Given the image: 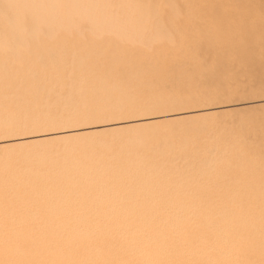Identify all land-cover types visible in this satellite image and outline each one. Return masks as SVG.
<instances>
[{
    "label": "rangeland",
    "instance_id": "obj_1",
    "mask_svg": "<svg viewBox=\"0 0 264 264\" xmlns=\"http://www.w3.org/2000/svg\"><path fill=\"white\" fill-rule=\"evenodd\" d=\"M24 3L0 0V35L12 47L0 51V264H264V227L254 228L249 237L242 229L250 210L264 206V0H163L160 18L168 31L161 40L148 34H157L154 28L140 31L139 42L132 33L131 41L128 33L119 34L128 40L108 32L98 39L86 19L80 28L54 26L50 30L58 28L56 35H48L50 24L37 16L44 22L37 29L40 22ZM147 34L149 44L143 41ZM30 36L36 37L33 43ZM13 38L19 43L13 44ZM52 62L59 67L54 70ZM90 70L95 77L85 87L74 81L77 71ZM86 95L93 98L91 105ZM5 105L12 110H3ZM223 193L234 199L222 201ZM174 206L185 209L178 228L163 229L174 216H150ZM262 206L258 211L264 213ZM7 211L10 215H4ZM215 224L239 227L240 239L209 235ZM117 228L152 239L129 244L119 239ZM62 234L78 239L89 234L94 247L84 251L75 242L56 248Z\"/></svg>",
    "mask_w": 264,
    "mask_h": 264
},
{
    "label": "bare ground",
    "instance_id": "obj_2",
    "mask_svg": "<svg viewBox=\"0 0 264 264\" xmlns=\"http://www.w3.org/2000/svg\"><path fill=\"white\" fill-rule=\"evenodd\" d=\"M20 1V0H19ZM162 1L163 0H26V4H27V6L28 7H30L32 10V16L33 17H36L37 18V16H39V17H44L45 19H46V21H45V23H49L50 25L48 26L47 24H44V27L46 28V25L48 26V29H45V31H47L48 32V35L50 34V33H54V31L56 30H54V31H51L50 30V28L51 29H53V28H55L56 26H59L58 28H60V26L64 29V27H66V29H67V31H68V29H69V31H70V29L72 28L73 29V27H77V28H80L81 26H79L78 27V25H79V23H82L83 21L82 20H84V19H86V21L87 20H89L90 21V25H89V27L91 28V31L93 32V36H97V38L98 39H100L99 37L103 34H107V32L110 34V35H116V34H118V36L120 37V36H122V37H124L125 36V34L126 33H128V34H126V36H129V35H132V34H134V35H136V36H133L132 35V38L133 37H135L134 39H136L135 41H138V37H140V36H142L143 35V33H141L140 31H142L143 32V30H148L149 31V29H156V30H154V31H156V33L157 34H153V33H150V32H152L153 30H151L150 32H148V34H152L154 37H156V38H158V40H161V39H163V36H164V31H166L167 29L165 28V25H164V23L162 22V18H160V15L162 14V12H161V7L162 6H160V5H164L163 3H162ZM164 1H166V3H167V0H164ZM4 2V1H3ZM16 2V1H15ZM22 2L24 3V1L22 0ZM24 3V5H26ZM172 3H173V1H172ZM12 4V3H11ZM15 5H16V3H15ZM23 5V4H22ZM166 5V4H165ZM21 7V6H20ZM24 6H22V8H23ZM29 8V9H30ZM2 9V8H1ZM20 9V8H19ZM24 9L25 8H23V11H24ZM28 8H26L25 10H27ZM6 10V9H5ZM4 10V12H6ZM7 10H8V8H7ZM20 10H22V9H20ZM28 11V10H27ZM27 11H26V15L27 16H29L28 14H27ZM37 11V14L38 13H40L39 15H35L36 12ZM3 12V13H4ZM20 11L18 10V13H19ZM2 13V14H3ZM28 13H29V11H28ZM16 14V13H15ZM19 14H21V12L19 13ZM31 14H30V16H31ZM21 15H23V16H25L24 14H21ZM2 16V15H1ZM3 16H5L6 17V15H4L3 14ZM3 16H2V18H3ZM9 16V15H8ZM12 15L10 14V17H11ZM9 17V18H10ZM32 17V18H33ZM30 19V17H28V19H30V20H33V21H35L34 19ZM42 18H39V19H41L42 20ZM5 19V18H4ZM19 19V18H18ZM22 19V18H21ZM24 19V18H23ZM27 19V18H26ZM38 18H37V20L36 21H38L39 20ZM38 21V22H40V25H41V23H42V21ZM44 20V19H43ZM25 21V20H24ZM80 21H82V22H80ZM7 23V20L5 21L4 20V23ZM8 22H9V20H8ZM32 22V21H31ZM52 22V23H51ZM88 22V21H87ZM12 23V22H11ZM22 23H23V21H22ZM33 23H36V22H33ZM44 23V22H43ZM43 23H42V25H43ZM1 24V23H0ZM8 24V23H7ZM15 24V23H14ZM89 24V23H88ZM8 25H10V23L8 24ZM7 25V26H8ZM20 25V24H19ZM23 25V24H22ZM33 25H35V24H33ZM37 25V24H36ZM42 25L41 26H36V28L37 29H42L41 27H42ZM81 25V24H80ZM11 26V25H10ZM55 26V27H54ZM23 27H24V25H23ZM27 27V26H26ZM31 27V26H30ZM30 27H28L29 29H30ZM33 27V26H32ZM31 27V28H32ZM35 27V26H34ZM33 27V28H34ZM5 28V27H4ZM14 28H20L19 26H14ZM57 28V30H59ZM76 28V29H77ZM90 28H88V27H86V29L85 30H87L88 29V31H89V29ZM28 29V30H29ZM75 29V28H74ZM135 30L134 31V33L133 32H131V30ZM166 29V30H165ZM4 30V29H3ZM14 30V29H13ZM31 30V32H33L32 34H34L35 33V30L34 31H32V29H30ZM29 30V31H30ZM39 30H36V31H38L39 33L41 32V31H39ZM51 32H50V31ZM56 30V31H57ZM77 30H80V29H77ZM84 30V31H85ZM16 31H17V29H16ZM72 31V30H71ZM83 31V30H82ZM136 31H139V32H136ZM146 31H144L145 33H146ZM168 31V30H167ZM166 31V32H167ZM2 32V31H1ZM10 32H12L13 34H14V31H10ZM37 32V33H38ZM106 32V33H105ZM136 32V33H135ZM12 33H11V35H12ZM16 33H18V31L16 32ZM28 33V32H27ZM36 33V34H37ZM43 34H44V32H42ZM57 33V32H56ZM80 34H83V32H79ZM95 33V34H94ZM123 33H125L124 34V36L123 35H119V34H123ZM132 33V34H131ZM137 33H138V35H137ZM140 33V34H139ZM31 34V35H32ZM55 34V33H54ZM108 34V35H109ZM147 34V40L145 39V40H143V41H145V44H146V42L149 44L150 43V41H151V39H150V41H149V38H148V36H150V35H148ZM170 34V33H169ZM2 35V36H1ZM0 35V37H2L3 38V42L2 41H0V51H1V53L3 52L4 53V51L6 52V48H7V46H9L7 49L8 50H10L11 51V45L9 44H7L8 43V41H6V43L4 42V39H6V35L5 34H1ZM18 35V34H17ZM16 35V36H17ZM20 35V34H19ZM22 35V34H21ZM23 35H24V33H23ZM26 35H28V37H29V35H30V33L29 34H26ZM56 35V34H55ZM145 36H146V34H144ZM151 35V36H152ZM38 36H39V34H38ZM83 36H84V34H83ZM117 36V35H116ZM152 36V37H153ZM12 37H14V35L12 36ZM18 37V36H17ZM19 37H21V36H19ZM27 37V38H28ZM32 37L33 36H30V38L31 39H29L28 41L29 42H31V43H33V40L36 38L35 36V38L32 40ZM137 37V38H136ZM144 37V36H143ZM151 37V38H152ZM152 38V40H155V38ZM101 38H102V36H101ZM126 38H128V37H126ZM125 37H124V39H126ZM132 38H130V36H129V38L128 39H130V40H128V39H126V40H128V41H131V40H133ZM142 38V37H141ZM161 38V39H160ZM1 39V38H0ZM14 39V38H13ZM12 39V40H13ZM18 39V38H17ZM170 39V38H169ZM2 40V39H1ZM11 40V39H10ZM11 40V41H12ZM140 41V43H142L143 41ZM16 42V38L13 40V42ZM19 41H20V39H18L17 40V42L19 43ZM23 41H26L25 39H23ZM36 41V40H35ZM37 41H38V38H37ZM134 41V42H135ZM13 43V44H16V43ZM22 42V41H21ZM20 42V43H21ZM139 42V41H138ZM23 43V42H22ZM22 43H21V45H22ZM123 43V42H122ZM128 43V42H127ZM140 43H138V44H140ZM144 43V42H143ZM147 44V45H148ZM20 44L18 45V46H21ZM143 45V44H142ZM15 46V45H14ZM170 46V45H169ZM6 47V48H5ZM22 47V46H21ZM24 47H26V46H24ZM23 47V48H24ZM10 48V49H9ZM18 48V47H17ZM17 48H15V49H13V51H16L17 50ZM29 48V45H28V47H27V49ZM19 49H20V47H19ZM83 49V48H82ZM4 50V51H3ZM149 50V49H148ZM10 51H9V53H10ZM17 52H18V50H17ZM16 52V53H17ZM12 55H13V57H14V54L13 53H11ZM11 55V56H12ZM20 55V54H19ZM37 55V54H36ZM17 55H15V57H16ZM28 56H30L29 54H28ZM26 57V56H25ZM31 57V56H30ZM53 57V56H52ZM18 58V57H17ZM27 58V57H26ZM41 58V57H40ZM40 58H39V61H40ZM49 59H50V61H52L51 59V57H49ZM13 60H15V59H13ZM18 60H20V58H18ZM42 60V59H41ZM54 60H56V62L58 63V61H57V59H54ZM44 61V60H43ZM15 62V61H14ZM13 62V65L16 63H14ZM19 61H17V63H18ZM45 62V61H44ZM4 63V62H3ZM9 63V62H8ZM39 63V62H38ZM40 65H42L41 63H39ZM44 64V63H43ZM54 63L52 62V65H53ZM13 65H12V67H13ZM46 65V64H45ZM42 66H44V65H42ZM5 67V66H4ZM57 67H59V65L58 66H56V67H54V65H53V68H54V70H55V68H57ZM29 68V67H28ZM46 68V67H45ZM4 69V68H3ZM5 75H6V71H7V67H5ZM15 70V69H14ZM27 70V69H26ZM57 70V69H56ZM43 71H44V69H43ZM66 73H67V70H66ZM25 74V73H24ZM95 73H93V70L91 71L90 70V72H88L87 74H85V72L84 73H82L81 71H77L76 72V78L74 79V81H79L80 83L79 84H81L82 86H86L87 85V83L89 82V79H91V78H94L95 77V75H94ZM7 75H8V73H7ZM69 75V74H68ZM7 77V76H6ZM6 77H5V79H6ZM67 77V76H66ZM86 77V78H85ZM8 78V77H7ZM34 78H36V77H34ZM4 79V78H3ZM2 79V80H3ZM15 79V78H14ZM19 79V78H18ZM29 79V78H28ZM38 79V78H37ZM36 79V80H37ZM68 79V78H67ZM8 79H6V81H7ZM16 80V79H15ZM21 80V79H20ZM35 80V79H34ZM70 80V79H69ZM14 81V80H13ZM30 81V80H29ZM71 81V80H70ZM21 83V82H20ZM38 83V82H37ZM47 84V83H46ZM32 85V84H31ZM1 86V85H0ZM19 85L17 84V86H16V88L18 87ZM45 86V85H44ZM3 87V86H2ZM15 88V87H14ZM49 88V87H48ZM18 89H20L19 87H18ZM6 90V89H5ZM25 90H26V88H25ZM33 91V90H32ZM88 91V90H87ZM67 92H69V91H67ZM70 94V93H69ZM66 95H68V94H66ZM14 95H11V97H13ZM9 97H10V95H9ZM68 97V96H67ZM86 99H87V104H89L91 101H93V98L92 97H89V96H87L86 95ZM1 98V97H0ZM61 98V97H60ZM62 99V98H61ZM63 100V99H62ZM70 101V100H69ZM26 102V101H25ZM36 102V101H35ZM1 103V102H0ZM67 103V102H66ZM16 104H19V103H16ZM22 104V103H21ZM26 104V103H25ZM28 104V103H27ZM1 106H2V104H0ZM42 105V104H41ZM44 105V104H43ZM71 105V104H70ZM89 105H91V104H89ZM96 105V104H95ZM21 106H23V105H21ZM14 107H15V105H14ZM3 108H5V109H3ZM16 108V107H15ZM0 109H1V107H0ZM2 109L3 110H5V111H10V110H12V107H9V106H7V105H5V106H3L2 107ZM8 109V110H7ZM30 110V109H29ZM0 113H1V111H0ZM11 113V112H10ZM10 113H9V115H10ZM22 113V112H21ZM4 115H5V113H4ZM52 115V114H51ZM67 115H68V113H67ZM69 116V115H68ZM57 117V116H56ZM75 117H76V115H75ZM40 119V118H39ZM54 119V117H52V120ZM36 120V119H35ZM34 120V121H35ZM43 120V119H42ZM65 120H66V118H65ZM23 121H24V119H23ZM22 121V122H23ZM32 121H33V119H32ZM27 122L29 123V121L27 120ZM46 122V121H45ZM52 122H54V121H52ZM51 122V123H52ZM56 122V121H55ZM35 123V122H34ZM39 123V122H38ZM40 124L41 125H43L42 124V122H41V120H40ZM39 124V125H40ZM37 125V124H36ZM45 125V124H44ZM28 135V134H27ZM212 135V134H211ZM214 140V139H213ZM213 146L215 147L216 146V144H213ZM213 147V148H214ZM217 147V146H216ZM215 147V148H216ZM212 148V149H213ZM214 148V149H215ZM211 149V152H210V150H209V152L210 153H213L214 151ZM222 150V149H221ZM216 151V150H215ZM207 152V151H206ZM71 154V153H70ZM72 155V154H71ZM75 155V154H74ZM78 155V154H77ZM210 155V157H212L213 158V156H214V153L212 154V156H211V154H209ZM216 155V154H215ZM219 155V154H218ZM83 156V155H82ZM89 156V155H88ZM70 155H69V159H70ZM75 157V156H74ZM81 157V156H80ZM209 156H208V158H210ZM72 158H73V156H72ZM83 158V157H82ZM81 158V159H82ZM182 158V157H181ZM65 159V158H64ZM66 159H67V157H66ZM85 159H87V158H85ZM207 159V158H206ZM76 160H77V162H78V157L76 158ZM174 160V159H173ZM208 161L207 162H209V161H215V160H213V159H207ZM85 161V160H84ZM184 161V160H183ZM183 161H181V162H183ZM197 161V160H196ZM73 162H75V160L73 161ZM72 162V163H73ZM168 162V161H167ZM170 162V161H169ZM168 162V163H169ZM200 163H202L201 161H199ZM207 162H204V164H206ZM71 163V162H70ZM70 163H69V165H70ZM101 163V162H100ZM171 163V162H170ZM212 163V162H211ZM210 163V164H211ZM82 164V163H81ZM188 164V163H187ZM196 164H198V163H196ZM209 164V165H210ZM64 165V164H63ZM83 165V164H82ZM199 165V164H198ZM212 165V164H211ZM75 166H76V163H75ZM74 166V168L76 169V167ZM115 166H116V164H115ZM200 166L201 167H203L202 166V164H200ZM206 166H207V164H206ZM83 167V166H82ZM97 167V166H96ZM184 167V166H183ZM204 167H205V165H204ZM78 168V167H77ZM102 168V167H101ZM114 168V167H113ZM62 169H63V167H62ZM74 169V170H75ZM73 170V169H72ZM76 170H78V169H76ZM75 170V171H76ZM81 170V169H80ZM92 170V169H91ZM94 170V169H93ZM56 171V170H55ZM60 171V170H59ZM64 171V170H63ZM66 171H68V169L66 170ZM66 171H64V172H66ZM87 171V170H86ZM132 171V170H131ZM83 172H85V171H83ZM83 172H81L82 174H83ZM88 172V171H87ZM92 172V171H91ZM127 172V171H126ZM133 172V171H132ZM63 173V172H62ZM71 174V173H70ZM85 174H86V172H85ZM118 174V173H117ZM55 175H57V174H55ZM62 175V174H61ZM67 175V174H66ZM73 175H74V171H73ZM79 175V174H78ZM113 175V174H112ZM129 175V174H128ZM23 176V175H22ZM58 176H59V174H58ZM84 176V175H83ZM86 176V175H85ZM93 176H94V174H93ZM132 176V175H131ZM134 176V175H133ZM54 177H56V176H54ZM60 177V176H59ZM59 177H58V179L57 180H59ZM74 177V176H73ZM87 177V176H86ZM86 177H85V179H86ZM137 177V176H136ZM6 178V177H5ZM9 178V177H8ZM24 178V177H23ZM26 178V177H25ZM41 178H43V176L41 177ZM41 178H38V180L39 179H41ZM45 178V177H44ZM43 178V179H44ZM79 177H77V179H78ZM103 178V177H102ZM16 179V178H15ZM31 179V178H30ZM74 179V178H73ZM111 179V178H110ZM114 179V178H113ZM121 179H122V176H121ZM121 179H120V181H121ZM13 180V179H12ZM16 180H19V182H20V180H21V178L19 177V179H16ZM27 180V179H26ZM61 180V179H60ZM82 180V179H81ZM93 180V179H92ZM108 180H109V178H108ZM127 180V179H126ZM41 181V183H42V179L40 180ZM77 181V180H76ZM87 181H88V179L85 181L86 183H85V185L87 184ZM112 181H114V180H112ZM8 182V181H7ZM23 182V181H22ZM35 182V181H34ZM66 182V181H65ZM67 182H68V179H67ZM98 182H99V180H98ZM106 182H107V180H106ZM40 183V184H41ZM51 183V182H50ZM81 183H83V182H81ZM127 183H128V181H127ZM0 184H2V182L0 183ZM4 184V183H3ZM25 184V183H24ZM46 184H49V183H46ZM46 184H45V187H46ZM67 184H70V183H67ZM80 184V183H79ZM89 184H91V182L89 183ZM93 184H95V183H93ZM113 184H114V182H113ZM120 184V183H119ZM13 185H14V183H13ZM26 185V184H25ZM24 185V186H25ZM32 185V184H31ZM33 185H36V182H35V184H33ZM39 185V184H38ZM42 185V184H41ZM65 185V184H64ZM71 185V184H70ZM82 185H84V184H82ZM84 185V186H85ZM92 185V184H91ZM117 185H118V183H117ZM1 186V185H0ZM21 186H23L22 184H21ZM53 186V185H52ZM57 186V185H56ZM72 186H74V185H72ZM93 186V185H92ZM107 186V185H106ZM113 186H116V184L115 185H113ZM12 187V186H11ZM31 187V186H30ZM29 187V188H30ZM35 187H37V186H35ZM43 187H44V185H43ZM44 187V188H45ZM58 187V186H57ZM57 187H55V188H57ZM59 187H60V185H59ZM83 187V186H82ZM96 187H97V185H96ZM116 187H118V186H116ZM123 187V186H122ZM128 187V186H127ZM1 188V187H0ZM3 188V187H2ZM1 188V189H2ZM15 188V187H14ZM24 188H26V187H24ZM28 188V189H29ZM43 188V189H44ZM48 188V187H47ZM51 188V187H50ZM49 188V189H50ZM68 188H69V186H68ZM71 188V187H70ZM79 188V187H78ZM105 188V187H104ZM22 189V188H21ZM27 189V188H26ZM38 189H39V187H38ZM61 189V188H60ZM65 189V188H64ZM72 189H74V188H72ZM80 189V188H79ZM123 189V188H122ZM12 190V189H11ZM20 190V189H19ZM40 190H42V188H40ZM39 190V191H40ZM51 190V189H50ZM82 190H83V188H82ZM85 190V189H84ZM95 190H96V188H95ZM124 190H125V192H126V189L124 188ZM123 190V191H124ZM131 190V189H130ZM7 191H8V189H7ZM9 191H10V189H9ZM8 191V192H9ZM15 191V190H14ZM23 191V190H22ZM29 191H30V189H29ZM28 191V192H29ZM58 191V190H57ZM60 191V190H59ZM70 191H72V190H70ZM69 191V192H70ZM77 191V190H76ZM75 191V192H76ZM80 191V190H79ZM90 191H93V190H91L90 189ZM11 192V191H10ZM15 192H18V191H15ZM48 192H49V190H48ZM47 192V193H48ZM74 191H72V193H73ZM81 192V191H80ZM79 192V193H80ZM85 192V191H84ZM96 192V191H95ZM4 193H6L5 191H4ZM3 193V194H4ZM22 193H24V192H22ZM26 193V195L28 194L27 192H25ZM24 193V194H25ZM34 193V192H33ZM37 193H38V191H37ZM41 193V192H40ZM43 194H44V192H42ZM41 193V194H42ZM60 193H62V191L60 192ZM65 193V192H64ZM71 193V192H70ZM88 191H87V194H86V192H85V194L86 195H88ZM91 193V192H90ZM122 193V192H121ZM131 193V192H130ZM13 194H15V193H13ZM12 194V195H13ZM18 194V193H17ZM46 194V193H45ZM49 194V193H48ZM77 194V193H76ZM82 194H83V192H82ZM95 194V193H94ZM97 194V193H96ZM128 194V193H127ZM151 194H153V193H151ZM19 195V194H18ZM17 195V196H18ZM21 195V194H20ZM19 195V196H20ZM33 195V194H32ZM58 195V194H57ZM84 195V194H83ZM91 195V194H90ZM107 195V194H106ZM124 195V194H123ZM138 195V194H137ZM4 196V195H3ZM18 196V197H19ZM28 196V195H27ZM31 196V195H30ZM29 196V197H30ZM71 196V195H70ZM69 196V197H70ZM73 196V195H72ZM75 196V195H74ZM80 197H81V194L79 195ZM128 196H130V195H128ZM133 196V195H132ZM139 196H141V194L140 195H138V197ZM221 196V200L222 201H229L230 199H234V197H232V195H227L226 193H223V194H221L220 195ZM11 197V196H10ZM9 197V198H10ZM15 197H16V194H15ZM18 197H16V198H18ZM21 197H22V195H21ZM38 197V196H37ZM44 197V196H43ZM68 197V198H69ZM77 197V196H76ZM80 197H79V199H80ZM82 197H84V196H82ZM95 197V196H94ZM131 197V196H130ZM142 197H143V195H142ZM14 198V197H13ZM31 198V197H30ZM29 198V199H30ZM40 199H41V197H39ZM74 198V197H73ZM73 198H71V199H73ZM87 198H90V196H88ZM145 198V197H144ZM144 198H143V200H144ZM150 198H151V196H150ZM160 198V197H159ZM2 199H4L5 200V198L3 197ZM20 199V198H19ZM18 199V200H19ZM35 199H37L36 197H35ZM39 199V200H40ZM50 199V198H49ZM53 199V198H52ZM83 199V198H82ZM134 199V198H133ZM136 199V198H135ZM138 199V198H137ZM141 199V198H140ZM155 199V198H154ZM162 199V198H161ZM24 200V199H23ZM89 200V199H88ZM91 200V199H90ZM116 200V199H115ZM148 200V199H147ZM157 200V199H156ZM154 201L155 203L157 202V201ZM17 201V200H16ZM14 202V203H16L17 204V202ZM27 201V200H26ZM37 201V200H36ZM63 201V200H62ZM68 201H71L70 200V198H69V200ZM77 201V200H76ZM83 201V200H82ZM87 201V200H86ZM103 201V200H102ZM106 201V200H105ZM149 201V200H148ZM163 201H165V200H163ZM162 201V202H163ZM11 202H12V199H11ZM24 202V201H23ZM38 202V201H37ZM90 202V201H89ZM94 202V201H93ZM99 202V200L97 201V203ZM142 201H140V203H141ZM1 203V202H0ZM20 203H21V201H20ZM29 203V202H28ZM59 203V202H58ZM86 203H88V202H86ZM100 203H101V201H100ZM150 203V202H149ZM154 203V204H155ZM161 203V202H160ZM160 203H158V204H160ZM164 203V202H163ZM18 204H19V202H18ZM42 204V203H41ZM46 204V203H45ZM157 204V205H158ZM171 204V203H170ZM169 204V205H170ZM175 204V203H174ZM185 204V203H184ZM21 205V204H20ZM20 205L19 206H17V207H20ZM23 205V204H22ZM35 205H37V204H35ZM66 205H68V204H66ZM134 205H136V204H134ZM139 205V204H138ZM33 206V205H32ZM32 206H30V209H31V207ZM62 206V205H61ZM61 206H59V207H61ZM78 207H79V205H77ZM92 206V205H91ZM153 207H154V205H152ZM160 206H161V204H160ZM179 206V205H178ZM262 205H258V208L256 209V208H253V209H251L250 210V214H249V216H248V218L246 219V222L244 223V228H242L243 229V231L246 233V235H247V237H249L250 236V233H252V230L254 229V228H257V227H264V213H262L261 211H258V209L261 207ZM23 207H25V206H23ZM38 207V206H37ZM85 207H86V205H85ZM89 207V206H88ZM87 207V208H88ZM102 207V206H101ZM109 207V206H108ZM140 207H142V205L140 206ZM153 207H151V208H153ZM167 207V206H166ZM175 207V206H174ZM263 208H264V206H262ZM5 208V207H4ZM34 208V207H33ZM38 208H41V207H38ZM42 208H44V207H42ZM47 208V207H46ZM132 208V207H131ZM155 208V207H154ZM160 208V207H159ZM183 208V207H182ZM190 208V207H189ZM188 208V209H189ZM192 208V207H191ZM19 209V211L21 210L20 208H18ZM29 209V210H30ZM45 209V208H44ZM43 209V210H44ZM82 209V208H81ZM83 209H84V207H83ZM93 209V208H92ZM96 209L98 210V206L96 207ZM128 209H130V208H128ZM143 209V208H142ZM146 209H147V207H146ZM193 209H194V207H193ZM197 209V208H196ZM196 209H194L195 211H196ZM4 210V209H3ZM38 210V209H37ZM40 210V209H39ZM47 210V209H46ZM46 210H44V211H46ZM120 210H127L125 207H124V205H121V207H120ZM185 210V209H184ZM184 210H182V209H180V208H178V207H175L174 209H170V208H167V210H164L165 212H163V214H156V211H152V209H151V213H150V216L151 217H153V220H154V218H156V219H158L159 217H162V216H165V217H172V216H174V219L171 221V222H169L168 224H167V222L165 223V226L163 225V223H162V225L164 226L163 227V229H165V230H169V229H171L172 227H174V226H176V228H178L177 227V225L180 223L179 222V220H180V218H184V216L185 215H183V213H184ZM9 211V210H8ZM4 212L5 214L4 215H6V213H7V215L9 214V212L12 214L13 212H11V211H9V212ZM16 211V210H15ZM14 211V212H15ZM79 211V210H78ZM96 211V210H95ZM134 211V210H133ZM147 211H149L148 209H147ZM163 211V210H162ZM194 211V212H195ZM2 212V211H1ZM0 212V213H1ZM17 212V211H16ZM33 212V211H32ZM41 212V211H40ZM69 212V211H68ZM76 211H74V213H75ZM79 212H81V211H79ZM84 212H85V210H84ZM91 212V211H90ZM100 212V211H99ZM108 212H110V211H108ZM19 213V212H18ZM23 213H24V210H23ZM78 213V212H77ZM83 213V212H82ZM93 214H94V212H92ZM105 213V212H104ZM114 213V212H113ZM144 213H145V211H144ZM28 214V213H27ZM76 214V213H75ZM86 214H87V211H86ZM120 214V213H119ZM127 214V213H126ZM193 214V213H192ZM196 214V213H195ZM10 215V214H9ZM13 215H14V213H13ZM17 215V214H16ZM25 216H26V214H24ZM35 215V214H34ZM40 215V214H39ZM38 215V216H39ZM47 215V213L45 214V216ZM102 215V214H101ZM108 215H109V213H108ZM112 215V214H111ZM110 215V216H111ZM3 216V215H2ZM1 216V217H2ZM21 216V215H20ZM48 216H50V215H48ZM63 216V215H62ZM73 216V215H72ZM90 216V215H89ZM92 216V215H91ZM95 216H97V215H95ZM117 216V215H116ZM120 216V215H119ZM8 217V216H7ZM10 217V216H9ZM8 217V218H9ZM14 216H12V218H13ZM16 217V216H15ZM84 217V216H83ZM99 217V216H98ZM103 217V216H102ZM128 217V216H127ZM42 218V217H41ZM47 218V217H46ZM52 218V217H51ZM73 218V217H72ZM94 218V217H93ZM100 218V217H99ZM106 218H108V216L106 217ZM110 219H111V217H109ZM114 218V217H113ZM4 219V218H3ZM6 219V218H5ZM4 219V220H5ZM14 219V218H13ZM17 219V218H16ZM16 219H14V220H16ZM24 219H27L26 217H24ZM23 219V220H24ZM30 219V218H29ZM37 219H38V217H37ZM125 219V218H124ZM185 219V218H184ZM183 219V220H184ZM0 220H1V218H0ZM8 220V219H7ZM75 220V219H74ZM73 220V221H74ZM78 220V219H77ZM102 220H103V218H102ZM104 220H105V218H104ZM107 220V219H106ZM114 220V219H113ZM116 220H118L117 218H116ZM137 220H138V218H137ZM2 221V220H1ZM27 221V220H26ZM29 221V220H28ZM85 221V220H84ZM125 221V220H124ZM185 221V220H184ZM15 222H18V220L17 221H15ZM20 222V221H19ZM33 222H35V221H33ZM33 222H32V224H33ZM40 222V221H39ZM38 222V223H39ZM41 222H42V220H41ZM78 222H79V220H78ZM142 222V221H141ZM160 222H163V221H160ZM212 222V221H211ZM13 223V222H12ZM23 223V222H22ZM28 223V222H27ZM31 223V222H30ZM46 223V222H45ZM87 223V222H86ZM3 224H5L4 222H3ZM17 224V223H16ZM18 224H20V223H18ZM17 224V225H18ZM40 224V223H39ZM48 224V223H47ZM65 224V223H64ZM97 224V223H96ZM143 224V223H142ZM159 224V223H158ZM161 224V223H160ZM167 224V225H166ZM185 224V223H184ZM11 225V224H10ZM12 225H14V224H12ZM42 225V224H41ZM41 225H38V226H41ZM90 225V224H89ZM93 225H95L94 223H93ZM131 225V224H130ZM16 226V225H15ZM30 226H31V224H30ZM44 226H45V224H44ZM48 226V225H47ZM46 226V227H47ZM102 226V225H101ZM107 226V225H106ZM4 227V226H3ZM19 227V226H18ZM43 227V226H42ZM77 227V226H76ZM85 227V226H84ZM151 227V226H150ZM6 228H8L7 227V223H6ZM35 228V227H34ZM38 228H40V227H38ZM48 228V227H47ZM53 228H54V230L55 229H57L58 228V225H54L53 226ZM60 228V227H59ZM81 229H82V227H80ZM1 229V228H0ZM17 229H19V228H17ZM21 229V228H20ZM23 229V228H22ZM29 229H30V227H29ZM28 229V230H29ZM32 229H33V227H32ZM41 229V228H40ZM44 229V228H43ZM51 229V228H50ZM49 229V230H50ZM78 229V228H77ZM98 229H100V228H98ZM103 229V228H102ZM162 229V230H163ZM211 230V232L209 233V235H214V236H216V238L218 239V240H225V239H227V238H235L236 240H238V239H240L239 237H240V234H241V230H240V228L239 227H234L233 225H231V224H225V225H218V224H215V225H213L211 228H210ZM6 230H9V229H6ZM12 230V229H11ZM25 230H26V226H25ZM33 230H35V229H33ZM46 229H44V231H45ZM114 230V229H113ZM117 230H118V232H117V234H118V237H119V239L120 240H123V241H126V242H129V244H147V243H149L150 241H151V239H152V236L151 235H149L148 233L147 234H144V235H142V236H140V237H136V230L135 229H130V230H127V231H125L123 228H117ZM124 230V231H123ZM156 230V229H155ZM3 231V230H2ZM20 231V230H19ZM37 230H35V232H36ZM40 231V230H39ZM83 231V230H82ZM100 231V230H99ZM109 231V230H108ZM18 232V231H17ZM27 232V231H26ZM32 232V231H31ZM46 232H47V230H46ZM67 232V231H66ZM105 232V231H104ZM2 234H3V232H1ZM11 233V232H10ZM45 233V232H44ZM77 233V232H76ZM102 234H105V233H103V232H101ZM157 233V232H156ZM177 233V232H176ZM6 234V233H5ZM8 234H9V232H8ZM23 234V233H22ZM21 234V235H22ZM37 234V233H36ZM39 234V233H38ZM43 234V233H42ZM54 234V233H53ZM96 234V233H95ZM101 234V235H102ZM112 234V233H111ZM160 234V233H159ZM178 234V233H177ZM180 234V233H179ZM1 235V234H0ZM12 235V234H11ZM56 235V234H55ZM77 235V234H76ZM84 235V234H83ZM5 236H7V235H5ZM31 236V235H30ZM34 236V235H33ZM43 236H44V234H43ZM59 236V235H58ZM88 236H89V234H88ZM88 236L87 237H80L79 239H78V237L76 238L74 235H63L62 234V237L61 238H59V239H57L56 241H55V246H56V248L57 247H59L61 244H69V243H75V242H79L80 243V249H83L84 251L86 250H90L91 248H93L94 246L92 245V243H93V241H89V239H91V238H88ZM108 236V235H107ZM115 236V235H114ZM157 236H158V234H157ZM13 237V236H12ZM16 237H18V236H16ZM26 237V236H25ZM28 237V236H27ZM48 237H49V235H48ZM98 237V236H97ZM112 237V236H111ZM8 238H10V237H8ZM32 237H30V240H32L31 239ZM54 238V237H53ZM99 238V237H98ZM14 239V238H13ZM18 239H19V237H18ZM28 239V238H27ZM34 239V238H33ZM92 239H93V237H92ZM162 239V238H161ZM234 239V240H235ZM5 240H6V237H5ZM5 240H1V243H5L6 241ZM22 240V239H21ZM38 240V239H37ZM45 240H46V238H45ZM51 240V239H50ZM93 240H95V238L93 239ZM101 240V239H100ZM99 240V241H100ZM109 239H106V241H108ZM15 241V240H14ZM25 241V240H24ZM36 241V240H35ZM38 241H40V240H38ZM98 241V243L99 244H101V241L99 242ZM158 241V240H157ZM156 241V242H157ZM18 242V241H17ZM41 242V241H40ZM95 242V241H94ZM171 242V241H170ZM8 243V242H7ZM12 243V242H11ZM23 243H25V242H23ZM35 243V242H34ZM44 243H46V242H43V244ZM103 243V242H102ZM158 243V242H157ZM35 244H37V242L35 243ZM41 244V243H40ZM96 244V243H95ZM107 244V243H106ZM108 244H109V242H108ZM2 245V244H1ZM5 245V244H4ZM34 245V244H33ZM50 245V244H49ZM124 245V244H123ZM150 245V244H149ZM3 246V245H2ZM12 246H13V244H12ZM35 246V245H34ZM44 246V245H43ZM77 246H79V245H77ZM76 246V247H77ZM97 246V245H96ZM104 246V245H103ZM138 246V245H137ZM167 246V245H166ZM9 247V246H8ZM14 247H16V246H14ZM38 247V246H37ZM182 247V246H181ZM214 247V246H213ZM5 248V247H4ZM17 248V247H16ZM27 248H28V246H27ZM33 248V247H32ZM31 248V249H32ZM10 249H11V247H10ZM37 249H39V248H37ZM48 249V248H47ZM51 249V248H50ZM54 249H55V247H54ZM78 249V248H77ZM134 249V248H133ZM1 250H2V248H1ZM0 250V251H1ZM18 250V249H17ZM19 250H20V248H19ZM28 250V249H27ZM44 250V249H43ZM72 250V249H71ZM110 250V249H109ZM211 250V249H210ZM214 250V249H213ZM8 252H10L9 250H7ZM12 251V250H11ZM32 252H33V249L31 250ZM40 251V250H39ZM39 251H38V253H39ZM45 251V250H44ZM43 251V253H45ZM64 251V250H63ZM78 251H79V249H78ZM166 251V250H165ZM41 252V251H40ZM70 252V251H69ZM97 252V251H96ZM7 253V252H6ZM27 253H29V251L27 252ZM86 253V255L88 254L87 252H85ZM129 253V252H128ZM136 253H137V250H136ZM221 253V252H220ZM40 254H42V252L40 253ZM63 254H65V253H63ZM107 254H108V252H107ZM226 254V253H225ZM0 255H2L1 254V252H0ZM18 255H19V253H18ZM33 255V254H32ZM43 255V254H42ZM89 255V254H88ZM87 255V256H88ZM98 255V254H97ZM28 256V255H27ZM27 256H25L26 258H27ZM36 256V255H35ZM35 256H34V259H37V258H35ZM74 256V255H73ZM76 256V255H75ZM156 256V255H155ZM22 257V256H21ZM37 257V256H36ZM38 257H40V255L38 256ZM67 257V256H66ZM102 257V256H101ZM138 257H139V255H138ZM4 258V257H3ZM7 258H8V256H7ZM47 257H45L44 259H46ZM62 258V257H61ZM79 258V257H78ZM87 258V257H86ZM89 258H90V256H89ZM99 258V257H98ZM6 259V258H5ZM29 259V258H28ZM40 259V258H39ZM39 259H38V261H36V262H39ZM57 259V258H56ZM70 259V258H69ZM75 259V258H74ZM31 260V259H30ZM61 260V259H60ZM63 260V259H62ZM71 260V259H70ZM6 261H10V260H6ZM18 261V260H17ZM0 262H2V261H0ZM7 262V263H8ZM11 262V261H10ZM22 262H23V260H22ZM43 262V261H42ZM46 262H49V261H46ZM64 262V261H63ZM29 263H31V262H29ZM34 263H35V261H34ZM33 263V264H34ZM1 264H3V263H1ZM24 264H26V263H24ZM32 264V263H31ZM36 264H38V263H36ZM54 264V263H53ZM61 264H62V262H61ZM64 264V263H63Z\"/></svg>",
    "mask_w": 264,
    "mask_h": 264
}]
</instances>
